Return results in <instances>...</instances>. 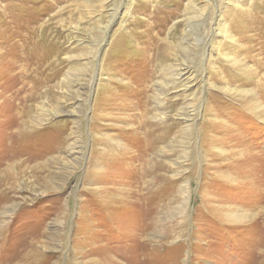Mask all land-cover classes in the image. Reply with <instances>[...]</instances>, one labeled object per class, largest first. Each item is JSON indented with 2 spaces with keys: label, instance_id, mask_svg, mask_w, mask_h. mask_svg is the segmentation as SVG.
<instances>
[{
  "label": "rangeland",
  "instance_id": "1",
  "mask_svg": "<svg viewBox=\"0 0 264 264\" xmlns=\"http://www.w3.org/2000/svg\"><path fill=\"white\" fill-rule=\"evenodd\" d=\"M0 264H264V0H0Z\"/></svg>",
  "mask_w": 264,
  "mask_h": 264
},
{
  "label": "bare ground",
  "instance_id": "2",
  "mask_svg": "<svg viewBox=\"0 0 264 264\" xmlns=\"http://www.w3.org/2000/svg\"><path fill=\"white\" fill-rule=\"evenodd\" d=\"M26 71H27V70H26ZM26 71H25V72H23V74H24V73H26ZM27 75H28V73H27ZM27 78H28V77H27ZM25 79H26V78H25ZM32 92H33V91H32ZM243 215H245V214H243ZM240 217H241V216H240Z\"/></svg>",
  "mask_w": 264,
  "mask_h": 264
}]
</instances>
